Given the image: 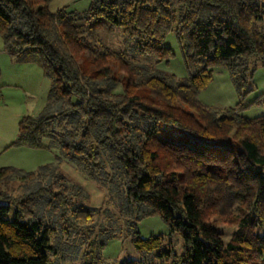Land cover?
<instances>
[{"label": "trees", "instance_id": "trees-1", "mask_svg": "<svg viewBox=\"0 0 264 264\" xmlns=\"http://www.w3.org/2000/svg\"><path fill=\"white\" fill-rule=\"evenodd\" d=\"M49 2L0 0L5 49L33 59L50 82L49 102L21 118L11 146L59 150L57 162L32 171L0 167V264H57L55 233L79 229L94 212L83 187L61 172V157L107 188L127 217L139 259L117 264H264V115L196 99L214 67L227 70L240 96L251 57L264 63V0H91L82 12H52ZM106 26L156 63L173 56L164 40L174 30L186 78L89 40ZM161 123L189 132L195 144L159 138ZM15 180L17 194L2 188ZM154 215L183 239L167 263L156 260L171 254L161 236L142 237L138 228ZM216 222L238 227L224 241ZM99 227L81 264H108L102 249L117 232Z\"/></svg>", "mask_w": 264, "mask_h": 264}, {"label": "rangeland", "instance_id": "rangeland-1", "mask_svg": "<svg viewBox=\"0 0 264 264\" xmlns=\"http://www.w3.org/2000/svg\"><path fill=\"white\" fill-rule=\"evenodd\" d=\"M90 2L91 0H50L49 9L52 12L60 8L82 12L88 8ZM89 40L96 44L101 42L112 50L124 52L128 59L138 63H147L169 75H174L179 81L186 78L182 50L174 30L170 31L164 40L165 46L172 50L173 56L159 63L155 62L154 57L149 58L139 54L133 49L132 44H123L119 27L108 28L106 26L98 29ZM115 73L120 81L124 80L122 73L118 70ZM49 87L50 82L43 75L40 66L30 58L22 60L14 58L5 49L0 37V167L13 166L23 171H32L40 165L57 162L56 156L59 150L54 147L57 146L56 144L36 149L11 146V143L17 139L18 123L21 118L37 116L49 102ZM117 90H121L120 85ZM196 99L210 108H234L235 112L247 118L264 115L263 61L257 57H251L249 60L247 84L240 96L227 70L214 67L211 80L207 87L197 94ZM53 127L56 131H60L64 123L54 124ZM158 128L157 136L161 139L195 144L192 135L182 128L168 123H161ZM43 143L47 144L48 140H43ZM60 170L69 181L83 187L88 195L84 203L94 208V212L80 220L82 226L79 229L69 234L55 233L58 251L55 256H51V260L57 264H81L82 253L86 250L88 241H91L97 234L99 226L107 229L113 228L117 232L116 236L102 249L105 262L117 264L127 259H139V254L131 245L130 233L124 224L127 217L119 214L114 203L115 199L107 188L99 187L86 178L75 163L63 157L60 158ZM2 188L8 191L14 190V194L21 190L16 180ZM215 225L222 232L224 241H228L238 227L220 222H216ZM138 228L142 237L153 234L161 236V249L171 252L170 255L159 256L156 260L162 259L167 263L173 259L174 253H182L183 239L180 233L171 231L158 216L143 218L139 221ZM255 232H261V229L257 227ZM161 249L155 252L161 253Z\"/></svg>", "mask_w": 264, "mask_h": 264}]
</instances>
